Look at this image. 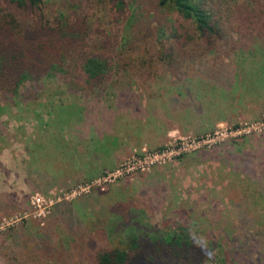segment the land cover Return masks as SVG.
I'll return each instance as SVG.
<instances>
[{"label": "rangeland", "instance_id": "obj_1", "mask_svg": "<svg viewBox=\"0 0 264 264\" xmlns=\"http://www.w3.org/2000/svg\"><path fill=\"white\" fill-rule=\"evenodd\" d=\"M44 4L52 15L86 14L99 40L121 38L125 22L104 0ZM251 7L262 20L231 51L178 72L135 77L113 66L89 90L73 69L21 87V104L0 112V264H61V245L101 236L107 204L129 199L152 225L186 226L212 249L206 264H264V78L250 77L264 56V7Z\"/></svg>", "mask_w": 264, "mask_h": 264}, {"label": "trees", "instance_id": "obj_2", "mask_svg": "<svg viewBox=\"0 0 264 264\" xmlns=\"http://www.w3.org/2000/svg\"><path fill=\"white\" fill-rule=\"evenodd\" d=\"M104 1L112 19L125 22L121 38L113 42L92 36L86 14L52 15L44 0H0V112L21 104L18 96L25 83L73 69L79 73L74 74L76 83L93 90L107 81L113 66L121 75L149 77L227 53L254 18L262 20L260 8L251 6L264 7V0ZM247 1L253 5L246 7ZM258 45L264 47V38ZM255 62L258 69L250 77L259 81L264 56ZM104 144L95 148L97 159L107 151ZM136 207L131 199L108 203L109 221L95 224L101 236L87 234L86 246L79 248L61 245L59 252L66 255L61 264H206L212 249L197 245L186 226L152 225ZM47 235L43 239L48 243Z\"/></svg>", "mask_w": 264, "mask_h": 264}, {"label": "built area", "instance_id": "obj_3", "mask_svg": "<svg viewBox=\"0 0 264 264\" xmlns=\"http://www.w3.org/2000/svg\"><path fill=\"white\" fill-rule=\"evenodd\" d=\"M171 147H165V148H163V149H161V150H159V151H155V152H152V153H150V152H148V153H146L144 156H137L136 155V157H137V159L136 158H134V159H129V160H127L125 163H124V165L120 168V169H116V172H120L119 170H126V171H130V170H132L133 168H134V163H138L139 164V166L142 164V161H145V159L146 158H151V157H153V158H155L156 156H158V155H164L165 153H167V151L170 149ZM152 162V161H151ZM115 173H113L112 175L113 176H115L114 175Z\"/></svg>", "mask_w": 264, "mask_h": 264}]
</instances>
